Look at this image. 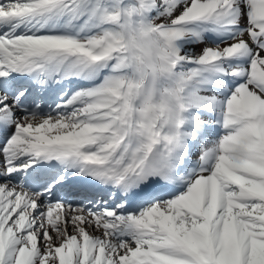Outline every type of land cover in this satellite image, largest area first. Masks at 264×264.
<instances>
[{"label": "snow or ice", "instance_id": "1", "mask_svg": "<svg viewBox=\"0 0 264 264\" xmlns=\"http://www.w3.org/2000/svg\"><path fill=\"white\" fill-rule=\"evenodd\" d=\"M0 264H264V0H0Z\"/></svg>", "mask_w": 264, "mask_h": 264}]
</instances>
